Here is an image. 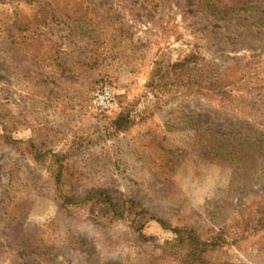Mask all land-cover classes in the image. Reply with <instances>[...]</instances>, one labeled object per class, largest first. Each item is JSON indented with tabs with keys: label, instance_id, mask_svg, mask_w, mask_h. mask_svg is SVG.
Masks as SVG:
<instances>
[{
	"label": "rangeland",
	"instance_id": "rangeland-1",
	"mask_svg": "<svg viewBox=\"0 0 264 264\" xmlns=\"http://www.w3.org/2000/svg\"><path fill=\"white\" fill-rule=\"evenodd\" d=\"M211 1L0 0V264H182L177 231L264 264L241 222L264 207V0L224 21Z\"/></svg>",
	"mask_w": 264,
	"mask_h": 264
},
{
	"label": "trees",
	"instance_id": "trees-1",
	"mask_svg": "<svg viewBox=\"0 0 264 264\" xmlns=\"http://www.w3.org/2000/svg\"><path fill=\"white\" fill-rule=\"evenodd\" d=\"M253 2L256 3V0H233L231 3L228 0H212L211 3H208L205 6V9L209 11L211 15H213L214 18H219L222 21H224L227 18L234 20L237 16H241L245 14L247 10L251 9L253 7ZM22 25L24 24L17 26L16 30L20 31V33L22 32L30 33L31 29H29L26 25L22 27ZM8 39L10 40L12 44H17V41L15 39H12L10 36L8 37ZM192 58H194V55L190 57L189 60H192ZM189 60L185 59V61L183 62V67H186L188 65ZM192 61L194 62V65L196 67V60H192ZM96 63H97V59H94L92 60L90 64L86 63V66L92 68V66L96 65ZM195 67H193L194 71L197 70V68L195 69ZM63 70L68 71L69 69L62 68L61 71ZM181 74L182 76L185 75V73H181ZM37 77H42V76L38 74ZM199 85H202V81L200 82ZM222 88L223 86L220 88L218 92L222 93L221 92ZM263 117H264V114H263ZM129 122H130V119L127 116L120 117L110 127L111 129H114L115 131H120L122 129H126V127L130 124ZM58 156L59 154L53 155V157L55 158V162L59 161ZM172 159L173 158L171 157L170 161ZM168 162L165 163L162 167L163 169L165 168L169 169L171 172L173 167L168 165L169 164ZM55 171L56 173H55L54 181H53L54 187L61 190L62 187H64V181H63V176H62L65 173L64 167L62 165H58V166L56 165ZM104 198H105L106 204L110 207L111 217L112 218H122L124 216V212L122 210H119L121 204H119V202H115L110 197L104 196ZM72 202L73 200L67 197L62 202V205L65 206L67 204H71ZM159 222L162 223L161 220H159ZM241 222L244 226H247L250 229L255 230L257 234L259 235L264 234V207H262L260 210H256L254 213L249 214V216L243 215V220H241ZM139 229H141V227H139L138 230ZM139 235H140V238H145V236L142 233ZM259 238L262 239L264 238V236H261ZM185 241H186V245L184 246ZM185 241L182 237L181 231H177V237L175 238L173 242H179L182 244V247L176 252L177 256L179 257V261L182 264H210L208 261V257H207V254L209 253V250L207 248V245H208L207 243L203 242L200 238L194 235H190ZM210 250L213 251L214 249H210Z\"/></svg>",
	"mask_w": 264,
	"mask_h": 264
},
{
	"label": "built area",
	"instance_id": "built-area-1",
	"mask_svg": "<svg viewBox=\"0 0 264 264\" xmlns=\"http://www.w3.org/2000/svg\"><path fill=\"white\" fill-rule=\"evenodd\" d=\"M91 108L97 113H106L116 105L115 92L110 86L98 87L92 95Z\"/></svg>",
	"mask_w": 264,
	"mask_h": 264
}]
</instances>
